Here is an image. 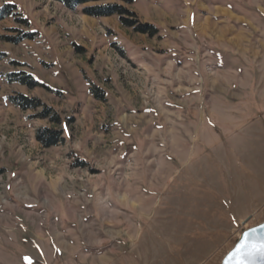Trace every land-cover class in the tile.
Segmentation results:
<instances>
[{
  "label": "rangeland",
  "instance_id": "374dc122",
  "mask_svg": "<svg viewBox=\"0 0 264 264\" xmlns=\"http://www.w3.org/2000/svg\"><path fill=\"white\" fill-rule=\"evenodd\" d=\"M113 3L0 0V264H220L264 222V0Z\"/></svg>",
  "mask_w": 264,
  "mask_h": 264
},
{
  "label": "trees",
  "instance_id": "16d2710c",
  "mask_svg": "<svg viewBox=\"0 0 264 264\" xmlns=\"http://www.w3.org/2000/svg\"><path fill=\"white\" fill-rule=\"evenodd\" d=\"M59 3L62 7L68 11L74 12L77 8L87 4L107 3L114 2L113 4H107L104 6H92L84 9L82 13L91 18H103L118 16L125 27H129L128 20L123 18L128 12L123 6L131 5L135 0H53ZM10 9H14L12 5H4L0 9V21L9 17ZM137 31L143 34H151V28L149 26H142L137 28ZM24 38H31L25 36ZM21 38L13 39L11 41H18ZM7 83L17 84L28 89H34L38 87V84L26 73L9 74L7 75ZM6 101L13 107L19 109L22 112L33 111L36 112L35 116L41 120H48L55 125L60 123V118L52 108L44 105L40 100L29 98L22 94H17L8 97ZM36 141L45 149L55 147L59 145L63 139L60 131H53L47 128L39 129L36 133Z\"/></svg>",
  "mask_w": 264,
  "mask_h": 264
},
{
  "label": "snow or ice",
  "instance_id": "6c2138e0",
  "mask_svg": "<svg viewBox=\"0 0 264 264\" xmlns=\"http://www.w3.org/2000/svg\"><path fill=\"white\" fill-rule=\"evenodd\" d=\"M223 264H264V223L242 230L241 238L226 254Z\"/></svg>",
  "mask_w": 264,
  "mask_h": 264
},
{
  "label": "bare ground",
  "instance_id": "6f19581e",
  "mask_svg": "<svg viewBox=\"0 0 264 264\" xmlns=\"http://www.w3.org/2000/svg\"><path fill=\"white\" fill-rule=\"evenodd\" d=\"M194 27L195 28H200V29H202V31H204V32H209V33H212V31L213 32H216V29L218 28V25L216 26L215 25V27L213 26V25H211V23L210 22H206V23H204V24H200L199 25V23L198 24H196V23H194ZM218 33H219V35L222 37H225L227 34H228V30H226V29H221V30H218ZM235 40H237L239 43H240V41H241V37H240V35H237V37H235L234 38ZM165 72V71H164ZM161 90V89H160ZM159 93V92H158ZM37 176L38 177H41V176H43V174L42 173H38L37 174ZM59 180L60 179H57V182H59ZM129 192L128 191H126V193H125V195H124V197L121 199L122 200V203H124V204H127V202H128V200H129ZM133 207H134V205H133Z\"/></svg>",
  "mask_w": 264,
  "mask_h": 264
},
{
  "label": "water",
  "instance_id": "95a60500",
  "mask_svg": "<svg viewBox=\"0 0 264 264\" xmlns=\"http://www.w3.org/2000/svg\"><path fill=\"white\" fill-rule=\"evenodd\" d=\"M263 223H264V222H263ZM258 225H259V224H258ZM256 226H257V225H256ZM250 228H252V227H250ZM248 229H249V228H248ZM246 230H247V229H246ZM241 235H242V233L240 234V236L238 237V239L236 240V242L241 238ZM236 242H235V243H236ZM235 243H234V245H235ZM234 245H233V246H234ZM232 248H233V247H232ZM232 248H231V249H232ZM231 249H230V250H231ZM230 250H229V251H230ZM229 251H228V252H229ZM228 252H227V253H228ZM227 253H226V254H227ZM226 254H225V256H226ZM225 256H224L223 259L221 260L220 264H223V260H224Z\"/></svg>",
  "mask_w": 264,
  "mask_h": 264
},
{
  "label": "built area",
  "instance_id": "2783aa9c",
  "mask_svg": "<svg viewBox=\"0 0 264 264\" xmlns=\"http://www.w3.org/2000/svg\"><path fill=\"white\" fill-rule=\"evenodd\" d=\"M242 230H243V229H242ZM242 230H241V231H242ZM244 230H246V229H244ZM241 233H242V232H241ZM238 237H239V236H238Z\"/></svg>",
  "mask_w": 264,
  "mask_h": 264
}]
</instances>
